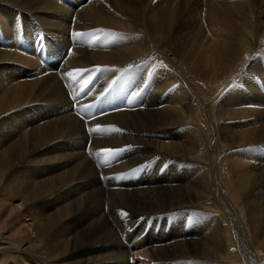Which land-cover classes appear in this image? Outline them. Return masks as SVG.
Instances as JSON below:
<instances>
[{
    "label": "bare ground",
    "instance_id": "obj_1",
    "mask_svg": "<svg viewBox=\"0 0 264 264\" xmlns=\"http://www.w3.org/2000/svg\"><path fill=\"white\" fill-rule=\"evenodd\" d=\"M258 1L259 5H264V0ZM250 6L249 0H77L67 7L58 0H0L2 30L6 34L16 33L12 37L9 35L11 39L14 36L17 38H14L15 44H19L21 40L23 31L20 25L24 22L22 18L25 13L45 27L48 39L45 41L47 44L44 43L49 49L46 53L47 49L42 53L38 51L37 56L44 57L45 60L55 58L58 52L61 55L60 51L63 50L60 49L67 43V27L72 15L78 22H74L76 26H82L83 23L106 26V35L110 37V41L113 39V44L108 43L111 46L107 48H91L96 39L89 41L92 42L90 49H87L89 46L86 49L78 47V43L67 56L64 55L66 58H63L61 66L59 64V71L55 70V64L54 67L43 68L44 64H39L36 55L33 57L37 52L31 53V56L23 53L22 47L21 51L18 50L20 48L15 50L10 46L0 48V193H6V213L4 211V219L0 220L5 225L7 222L20 221L12 226V234L16 238L11 239L4 233L1 235L7 241L0 244V264L264 262V89H259L261 85L259 87L257 84L264 83V72L260 73L261 69L264 70L263 61L256 63L251 59L244 67L245 71L237 74L238 80L233 87L219 97L222 82L212 88L207 85L208 88L203 91L192 79V73L186 71V66L190 67L205 82L226 75L234 56L244 50L246 39L250 40L251 34L245 33L249 29V14L253 18L252 29L255 28L254 25L257 27L253 32L256 41L259 39L257 35H264V19L262 21L263 15H260V12L264 14V7L259 12H251ZM245 10L250 12L248 20L243 13ZM83 25L87 27V24ZM37 30L38 28L34 32L37 33ZM104 37L109 41L107 36ZM73 38L70 40L75 44ZM6 41L10 40L0 44L4 45L3 42ZM75 41L79 42L77 37ZM41 44H37L38 47ZM13 47L16 48L15 45ZM152 54H159L167 65L162 64L159 58L155 60ZM138 56L141 58L140 63L147 58V65L156 64L152 68L157 75L154 73V87L150 82L153 89L149 99L144 104H139L140 107L134 108L131 105L133 109L131 106V109L124 107L126 110L115 107L117 111H111L112 114L103 113L105 116L100 117L101 119L89 121L88 130L93 131L88 135L85 129L87 125L84 127L82 117L69 108L70 102L61 85L64 80L61 82L62 79L59 78L63 75L60 74L65 72L71 76L70 71L74 74L82 65L95 61L107 68L110 64H124L134 58L137 61ZM126 65L128 64L124 68ZM149 66L145 67L144 74ZM141 69L139 68L140 71ZM104 73L105 76L108 75ZM104 75L101 74L103 77ZM107 78L102 79V84L98 81V85H106ZM141 83L142 81L140 85ZM73 86L76 87L71 84L72 88ZM119 87L122 86H118V89ZM114 88H117L116 85ZM100 91L102 93L103 90ZM164 91L163 98L157 100L159 92ZM93 95L88 96L89 99ZM95 96L93 97H98ZM75 97L77 99L78 96ZM80 98L83 99L82 96ZM123 99L120 98L122 102ZM84 105L88 106L86 103ZM194 110L199 111L200 119L192 117ZM155 118L158 120L156 125L152 123ZM109 121H114L120 127L119 135L118 132L112 135L116 126L114 128L112 124V127ZM101 122H108V126L102 127ZM99 125L101 126L97 129ZM108 136L109 140H106L105 137ZM94 139L104 144V149H111L110 145L117 146L123 142L129 143L128 146L131 145L130 142L134 143L135 148L130 147L133 148V153L128 157L123 152L117 153L119 156L123 153L126 157L122 162L124 165L129 166L151 154H158L161 160L170 159L171 166L167 168L165 177L162 173L163 177L151 178L149 173L150 178H145L144 182L141 179L140 183L135 181L134 184L132 179V182L129 181L131 185L124 186L111 184L113 182L110 183L107 179L100 182L97 168L93 166L87 153L92 148L89 142L92 143ZM96 147L98 145L95 149ZM120 147L118 145V149ZM90 152L99 155L101 151ZM101 153L99 161L105 152ZM96 155L93 154L95 159ZM218 158L224 164L223 170L227 172L225 183L221 180L219 171L217 172ZM118 159L120 162L121 158ZM107 161L111 162L109 159ZM109 162L102 161L104 166ZM120 163L117 168L122 165ZM120 167L124 168L123 165ZM90 168L94 171L91 169L90 172ZM254 169L256 170L253 172ZM141 170L143 172L142 167ZM120 177L121 175L118 179ZM229 178L235 180L232 182L243 196L240 203L243 210L241 216L237 214L234 196L230 200L226 195V185H233ZM259 179L263 180L261 186L257 182ZM117 180L115 182L119 181ZM12 201L20 202V209L16 206V211ZM122 212L127 215H122ZM20 231L28 233L29 241L14 247L11 243L21 238L20 233L23 232ZM227 233L229 236L231 234L234 243L242 247H235L233 252H228ZM249 242L255 247H250Z\"/></svg>",
    "mask_w": 264,
    "mask_h": 264
},
{
    "label": "rangeland",
    "instance_id": "obj_2",
    "mask_svg": "<svg viewBox=\"0 0 264 264\" xmlns=\"http://www.w3.org/2000/svg\"><path fill=\"white\" fill-rule=\"evenodd\" d=\"M60 3H62L64 6H70V4L71 3H75L76 1L75 0H58ZM250 1V4H251V12L253 11V10H255V11H260V10H263L264 8V5L262 6V5H259V1L258 0H249ZM67 2H68V4H67ZM254 2V3H253ZM258 3V4H257ZM67 4V5H66ZM261 7V8H260ZM263 8V9H262ZM258 11V12H259ZM243 13L246 15V18H247V15H248V13H250V12H248L247 10H245V11H243ZM26 15L22 18V20H24V22H23V24L22 25H20V29H21V31H23L22 33H21V40L18 42L19 44H15L14 42H15V40L17 39L15 36L11 39V37L14 35V34H16V33H10V34H6V33H4V30H2L3 29V26L0 24V27H1V29H0V42L2 43V41H5V40H10V41H6V42H3V44L4 45H2V44H0V48H8L9 46L12 48V49H18V48H20V49H18V50H20L21 51V47H22V52L24 53H27V54H30L31 56L33 55V54H31V53H34V52H37L38 53V51H40L39 53H42V52H44V49H47V50H45V52L44 53H46V51H48V49L49 48H46L47 47V43L45 42L48 38H47V36H48V34H47V36L45 35L46 33H47V30L45 29V27H43V25H40L41 24V22L40 21H38V20H36L35 18L33 19V18H31L32 16H30V15H28V13H25ZM16 15V14H15ZM250 15V20H249V24H248V28L249 29H247L246 30V34H248L249 35V33L251 34V37H250V40H248V39H246V43H244V47L245 48H243L244 50H242L241 51V53L239 52V53H237V55L236 56H234V60L232 61V64H231V66H230V68H229V70L227 71V73H226V75H222V76H220V78L219 79H215V78H211L210 79V81H206L205 82V80L200 76V74H198L197 72H193L194 70L193 69H191L190 67L189 68H187V66H186V71L189 73V74H191V75H193V76H191L192 77V79L197 83V85L201 88V90H203V91H205L207 88H208V86L209 87H214V86H217L218 84H220L221 82V84L220 85H222L223 84V86L222 87H220L221 88V91H220V93H219V95H218V97L219 96H222L227 90H229V88H231V87H233V85L237 82V78L236 77H238V75L237 74H239V73H241V71H245L244 70V67H246V65L248 64V62L251 60V59H253L252 60V62L253 61H255L256 63L257 62H262L263 61V64H264V35L263 36H260L259 37V35H257V37L259 38L258 39V41H256V35H254V33L253 32H255V30L257 29V27H256V25H254L255 26V28H253L252 29V23H253V18L251 19V14H249ZM260 15L262 16V21H263V19H264V14L263 13H261L260 12ZM29 16V17H28ZM73 17V15L69 18V23H68V27H67V32L69 33H65L66 34V39H67V35H68V39H67V43L65 44V45H63L62 46V48L64 47L65 49H60V50H63V51H60L61 52V55L59 54V52H58V55L54 58V57H49V59L50 60H52L53 62H51L48 58H47V60H48V62H47V60H45L44 59V57L43 58H40V57H37L38 55H39V53L38 54H34L33 55V57L36 55V58H37V61L39 62V64H44V65H42L43 66V68L45 67V68H51V67H54L55 66V70L57 71H59V69H60V67H59V64L61 63L62 64V61L66 58L65 56H67L70 52L69 51H71V48L72 47H77V44H78V47H83V49L85 48L86 49V47L87 46H89V48L87 47V49H90V46H92V45H94V47H91V48H95V46H96V48H107V47H109V46H111L112 44H113V39H111V41H110V37L108 36V35H106V32L108 31V30H106V29H108L106 26H100V25H91L90 26V24L89 23H83V24H87V27H88V25H89V29L85 26V27H83L84 25L82 24V26L80 25H78V26H76L75 25V23L74 22H77V20H76V17H74V18H72ZM27 18V19H26ZM28 18H30V19H28ZM249 18H247V20H248ZM28 20H31L30 22H31V25H29L30 24V22H28ZM34 20V21H33ZM35 21L37 22H39V23H36L35 24ZM27 22V23H26ZM33 23V24H32ZM78 23V22H77ZM25 24V25H24ZM29 26H28V25ZM35 24V25H34ZM27 25V26H26ZM41 27H40V26ZM261 25V24H260ZM263 25H264V21H263ZM36 26V27H35ZM96 26H98L97 27V29H96ZM101 28H100V27ZM25 27L27 28V29H25ZM30 27V28H29ZM42 27H43V29H42ZM70 27V28H69ZM80 27V28H79ZM105 27V28H104ZM264 27V26H263ZM9 28H10V26H9ZM23 28V29H22ZM38 28V32L36 33V31L34 32V30H36ZM42 30H41V29ZM75 28V30H79L78 31V33H81L82 35L79 37V39L77 38V40H79V42H77V41H75L76 40V37L75 38H73V32L74 33H77L75 30H73ZM84 30H83V29ZM104 28V29H103ZM87 29V30H86ZM100 29V30H99ZM261 29V28H260ZM27 30V31H26ZM97 30V31H96ZM104 31V33H103V31ZM249 30V31H248ZM262 30H264V28L262 29ZM9 31H11V29H9ZM32 31V32H31ZM44 31H46V32H44ZM87 31V32H86ZM91 31V32H90ZM92 31H94V32H92ZM106 31V32H105ZM248 31V32H247ZM252 31V32H251ZM27 32V33H26ZM31 32V33H30ZM71 32V33H70ZM83 32V33H82ZM89 32H90V34H89ZM3 33V34H2ZM32 33H35V35L34 34H32ZM38 33H39V38L37 37V35H38ZM86 33H88V35L86 34ZM102 33V34H101ZM5 34V35H4ZM25 34H27V35H29L28 37H30V38H28L27 37V35H25ZM32 34V35H31ZM86 36H85V35ZM101 34V35H100ZM1 35H4V36H1ZM11 37H10V36ZM45 35V36H44ZM97 35V37H95ZM99 35L101 36V37H99ZM103 35V36H102ZM9 36V37H8ZM89 36H91V38L89 37ZM104 36H107L108 37V39H109V41L111 42H109L108 40H107V38L106 37H104ZM8 37V38H7ZM25 37V38H24ZM27 37V38H26ZM34 39H33V38ZM71 37V38H70ZM83 37V38H82ZM86 37V39H84ZM95 37V38H94ZM242 37H245V36H242ZM3 38H6V39H3ZM14 38H15V40H14ZM32 38V39H31ZM73 38V43H75V44H72L71 43V40L70 39H72ZM98 38V39H97ZM102 38V39H101ZM103 38H105V40H103ZM42 39H44V40H42ZM81 39V40H80ZM94 39H96V41L94 40ZM11 40H12V42L13 43H11ZM23 40V41H22ZM40 40V41H39ZM95 41V42H97L98 44H95V42L91 45V43L89 42V41ZM100 42H99V41ZM101 40H103L102 42H104V43H102L101 42ZM39 43H38V42ZM87 41V42H86ZM106 41V42H105ZM108 41V42H107ZM17 42V41H16ZM46 44H45V43ZM69 42V43H68ZM35 43H37L38 45L40 44V43H42L39 47H38V45L37 44H35ZM87 43V44H86ZM88 43H90V44H88ZM101 43H102V45H101ZM111 44V45H104V44ZM29 44H30V46H29ZM84 44V45H83ZM251 44V45H250ZM11 45H15V47L16 48H14L13 46H11ZM37 45V46H36ZM101 46V47H99V46ZM104 45V46H103ZM258 45V46H257ZM4 46V47H3ZM28 46V47H27ZM36 46V47H35ZM106 46V47H105ZM24 47V48H23ZM27 47V48H26ZM30 47V48H29ZM44 47V48H43ZM68 47V48H67ZM31 48H32V51H31ZM38 48V49H37ZM25 49H27V52L25 51ZM37 49V50H36ZM43 49V51H41ZM31 51V52H30ZM65 51V52H64ZM64 52V53H63ZM49 53V52H48ZM63 54V55H62ZM65 55V56H64ZM142 55H145L146 56V54H142ZM142 55H140V56H142ZM153 56H155V60L157 59V58H159V61L163 64L164 62V60L159 56V54L158 55H156V54H152ZM151 55V56H152ZM50 56V55H49ZM152 56V57H153ZM147 57H149V56H147ZM53 58V59H52ZM64 58V59H63ZM56 59L58 60V61H56ZM140 60H141V58H139V56H138V58H137V61H136V58H134V60H129V61H127V62H125L124 64H110V65H114L113 67L112 66H110L108 63V65L110 66H108L107 68H106V66H102L100 63H97L96 61H95V63H93V62H91V64L90 63H87V64H85L84 66L82 65V69L81 68H79L78 70H80V71H77V72H75L74 74H73V72H71L70 71V73H72V75L71 76H69V74H65V72H63L62 74H60L61 76L63 75V77H60L59 76V78L60 79H62V80H60L61 82V85H62V87H63V90H64V95H65V97H66V99L67 100H69L68 102H70L69 104V108L73 111V112H75L81 119H83V122H84V127H85V129H87L86 130V132H88L87 134L88 135H90V129L88 130V127L90 128V124H89V121H91V120H99V119H101L102 117H104L103 116V113H105L106 115L107 114H112L113 113V111L115 112V111H117L116 109L118 108H120V110H126L127 108L129 109L130 108V106L132 105L134 108H137V107H140V105L139 104H141V103H143L144 104V102H146L149 98H148V96L150 97V94H151V91H152V89H153V87H154V78L156 77H154V75L156 74L155 73V71H154V69L152 70V68L153 67H155V63H153L151 66H149V65H147V58H144L142 61H141V63H140ZM51 63H50V62ZM136 61V62H135ZM130 62V63H129ZM132 62V63H131ZM140 63V64H137V63ZM49 63V64H48ZM93 63V64H92ZM136 63V64H135ZM55 64V65H54ZM61 64H60V66H61ZM97 64V65H96ZM106 64V65H107ZM125 64H128V65H126L127 67H129V68H124L125 67ZM133 64V65H132ZM136 66H135V65ZM165 65H167V63H164ZM54 65V66H53ZM93 65H95V66H93ZM98 65H100V66H98ZM118 65H120V66H118ZM137 65H139V66H137ZM154 65V66H153ZM262 65V64H261ZM49 66H51V67H49ZM115 66H118V67H115ZM133 66V67H132ZM143 66V67H142ZM150 67L148 70L146 69V72L147 73H145L144 74V70H145V67L147 68V67ZM86 67V68H85ZM92 67H94V68H92ZM102 67V68H101ZM131 67H132V70H130L131 69ZM135 67H137V69L135 68ZM91 68V69H90ZM102 69V71H101V69ZM105 68V69H104ZM110 68H111V70H110ZM115 68H117V69H115ZM121 68H123V70H120ZM139 68H142L141 69V71L139 70ZM84 69V70H83ZM97 69H99V70H97ZM107 69H109L108 71H107ZM189 69H191V70H189ZM243 69V70H242ZM81 70H83V72H81ZM91 70H92V72H94L93 74H92V72H91ZM94 70V71H93ZM116 70V71H115ZM128 70V71H127ZM138 72H137V71ZM204 70V69H203ZM247 70V69H246ZM100 71V72H99ZM106 72L108 75H104L105 73L104 72ZM110 71H112V72H114L113 74H112V72L110 73ZM150 71V72H149ZM192 71V72H191ZM82 74V75H80V73ZM90 72V73H89ZM97 72V73H96ZM116 72V73H115ZM129 72V73H128ZM136 72V73H135ZM264 72V70L263 69H261L260 70V73H263ZM79 73V74H78ZM87 73H89V75L87 76ZM119 73V74H118ZM127 73V74H126ZM133 73V74H132ZM155 73V74H154ZM194 73V74H193ZM84 74H85V76H84ZM90 74L92 75V76H94V77H92V76H90ZM95 74H96V76H95ZM99 74H100V77H99ZM101 74L102 75H104V77L103 76H101ZM112 74V75H111ZM136 74V75H135ZM140 74V75H139ZM149 74V75H148ZM233 74H235V75H233ZM67 76V77H65V76ZM75 75V76H74ZM79 75V76H78ZM122 75V76H121ZM126 75H129V76H126ZM134 75H135V77H134ZM152 75V76H151ZM157 75V74H156ZM231 75H233V76H231ZM83 76H84V78H83ZM97 76H98V78H97ZM117 76V77H116ZM138 76H141V77H138ZM144 76V77H143ZM145 76H147L146 78L148 79V77H150L148 80L145 78ZM195 76V77H194ZM201 78H200V77ZM229 76H231L227 81L225 80L226 78H228ZM74 77V78H73ZM76 77V78H75ZM78 77V78H77ZM80 77V78H79ZM86 77H89V78H91V79H86ZM105 78L106 79V77H108L107 78V80H105V81H103L104 83H106V85H107V87L105 88L104 86H106V85H104V86H99L100 84H102V79L103 78ZM112 77V78H111ZM123 77V78H122ZM129 77V78H128ZM131 77V78H130ZM134 77V78H133ZM138 79H137V78ZM65 78L67 79V80H65ZM72 80H74V81H72ZM101 78V79H100ZM110 78V79H109ZM126 78V79H125ZM142 78V79H141ZM152 78V79H151ZM79 79V80H78ZM83 79V80H82ZM85 79H86V82H85ZM100 79V80H99ZM145 81H144V80ZM196 79V80H195ZM69 80H71L70 81V86H69ZM81 80L83 81V82H81ZM104 80V79H103ZM113 80H114V82H113ZM134 80V82H132V81ZM138 80V81H137ZM146 80H147V83H145L146 82ZM209 80V79H208ZM223 80H224V82H223ZM75 81H76V83H75ZM80 81V82H79ZM100 82V84H99V82ZM142 81V83H141V85H140V82ZM144 81V82H143ZM149 81V82H148ZM212 81V82H211ZM257 81V80H256ZM65 82H67V83H65ZM79 82V83H78ZM86 84H85V83ZM90 82H91V84H90ZM150 82H151V85H153V87L150 85ZM202 82V83H201ZM209 82V83H208ZM84 84L85 85V87H84V85L82 86L81 84ZM103 83V84H104ZM112 83V85H110ZM115 83H117V84H115ZM119 83V84H118ZM124 83V84H123ZM138 83V84H137ZM145 85H144V84ZM65 86H64V85ZM68 84V85H67ZM71 84H75L76 85V87L78 86V88L76 89V87L75 86H73V88L71 87ZM94 84H96V85H94ZM99 84V85H98ZM114 84V85H113ZM257 84H259V87H260V85H261V87L259 88V89H264V83L263 82H259V83H257ZM79 85H81V87H79ZM95 87H94V86ZM115 85H116V87L117 88H114L115 87ZM149 85H150V87H149ZM208 85V86H207ZM87 86H89V87H87ZM110 86V87H109ZM118 86H122V87H119V89H118ZM137 88H136V87ZM141 86L143 87V88H141ZM145 86V87H144ZM66 87V88H65ZM94 87V88H93ZM131 87V88H130ZM72 88V90H70ZM84 88V89H83ZM93 88V89H92ZM103 88V89H102ZM105 88V89H104ZM108 88V91L106 90ZM112 88V89H111ZM121 88H123V89H121ZM129 88H130V90H129ZM66 89V90H65ZM69 89V90H68ZM81 89V90H80ZM88 89V90H87ZM92 89V90H91ZM97 89V90H96ZM103 90L102 91V93H101V91L100 90ZM87 92H86V91ZM126 90V91H125ZM139 90V91H138ZM150 90V91H149ZM241 90V89H240ZM239 90V91H240ZM78 91V92H77ZM86 93H85V92ZM94 91V92H93ZM96 91V92H95ZM104 91H105V93H106V91H107V93H106V95H105V93H104ZM130 91V92H129ZM145 91H146V93H145ZM156 91V90H155ZM154 91V92H155ZM82 92H84L83 94H82ZM93 93V94H91V93ZM97 92H99L98 93V95H97ZM120 92V93H119ZM126 92V93H125ZM141 92V93H140ZM144 92V93H143ZM165 92L166 91H164V92H159V95H158V97L156 98L157 100H159L160 99V97H162L163 98V96H164V94H165ZM73 93V94H72ZM88 93V94H87ZM111 93H113V94H111ZM117 93H119V94H117ZM124 93H125V95H124ZM128 93L130 94L131 93V95L129 96L128 95ZM143 93V94H142ZM238 93H240V92H238ZM72 94V95H71ZM81 94V95H80ZM86 96H85V95ZM93 95V96H95V94H96V96H100L99 97V99H101V100H99L98 99V97H96V98H94L93 96H91L90 98L91 99H89V97L88 96H90V95ZM104 94V95H103ZM111 94V95H110ZM122 94V95H121ZM145 94V95H144ZM149 94V95H148ZM71 95V96H70ZM108 95L110 96V97H108ZM113 95V96H112ZM69 96V97H68ZM73 96H74V98H73ZM75 96H78L77 97V99H75L76 97ZM82 96V98L83 99H81L80 97ZM102 96V97H101ZM107 96V97H106ZM115 96V97H114ZM146 96V97H145ZM86 97H88L87 99H86ZM121 99H123V102H122V100H120V98ZM123 97V98H122ZM128 97H130L129 99H128ZM147 98V99H145V98ZM217 97V98H218ZM69 98V99H68ZM92 98H93V100H92ZM108 100H107V99ZM113 99V100H110V99ZM117 98H119V99H117ZM132 98V99H131ZM161 98V99H162ZM84 99H85V101H84ZM160 99V100H161ZM77 100V101H76ZM79 100H81V101H79ZM92 100V101H91ZM94 100H95V102H94ZM99 100V101H98ZM103 100V101H102ZM106 100V101H105ZM133 100V101H132ZM73 101V102H72ZM109 101V102H108ZM112 101V102H111ZM121 103H120V102ZM128 101V102H127ZM142 101V102H141ZM106 102V103H105ZM78 105H77V104ZM81 103H82V105H81ZM86 103V105H88V106H85L84 104ZM110 105V107H108L109 105ZM113 103H114V105H113ZM119 103V104H118ZM128 103V104H127ZM121 104V105H120ZM136 104H138V105H136ZM142 104V105H143ZM76 107H75V106ZM94 105V106H93ZM124 105H126V106H124ZM79 106H83L82 108H78ZM111 106H114V107H112L111 108ZM119 106H121V107H119ZM123 106V107H122ZM131 106V108L133 109V107ZM85 107H86V109H85ZM88 107H91V108H88ZM115 107H116V109H115ZM126 109H125V108ZM76 108V109H75ZM108 108V109H107ZM111 108V109H110ZM114 108V109H113ZM122 108V109H121ZM130 108V109H131ZM75 109V110H74ZM82 109V110H81ZM76 110H78V111H76ZM79 110H80V112H79ZM83 110H87V113L85 112V111H83ZM107 110L108 111H110V112H107ZM89 111V112H88ZM97 111V113H95ZM111 111H112V113H111ZM82 112V113H81ZM99 112V113H98ZM79 113V114H78ZM81 113V114H80ZM102 113V114H101ZM85 114V115H84ZM88 114H92V115H88ZM94 114H95V117H94ZM99 114H100V116H99ZM83 115H84V117H85V120H84V117H83ZM98 117H97V116ZM198 115V116H197ZM201 114L199 113V111H197V110H194V112L192 113V117L193 118H199L200 119V116ZM87 116V117H86ZM101 117V118H100ZM202 117V116H201ZM88 118V119H87ZM91 118H93V119H91ZM159 118H160V115H159ZM157 118H155L154 120H153V124L154 125H156L157 124V122H158V120H156ZM86 120H87V124H86ZM155 120H156V122H155ZM114 121H109V123H110V125H114V128H115V126L117 125V124H114L113 123ZM107 123V124H106ZM156 123V124H155ZM101 125H102V127L105 125V126H108V122H104V123H100ZM262 124H264V120H263V122H262ZM101 125H99V127L101 126ZM109 125V126H110ZM113 125H112V127H113ZM111 127V126H110ZM93 128V127H92ZM117 129V130H116ZM116 129H114L113 130V134L112 135H114L115 133H117L118 132V134L117 135H119V133H121V130H120V127H117L116 126ZM112 130V129H111ZM116 131V132H115ZM111 132V131H110ZM86 134V135H87ZM152 134H155V133H152ZM116 135V136H117ZM156 135V134H155ZM157 135H161V134H157ZM100 136V135H99ZM95 139H97V138H95ZM94 139V140H95ZM105 139L106 140H109V136L108 137H105ZM93 140V142L92 143H94V144H92L91 142H89L90 143V145H92L91 147L92 148H90L91 150H93V151H96V152H98V150H99V152H100V150L101 149H104L103 148V145L101 144V143H99V141L97 142L96 140L94 141ZM95 143L98 145V147H96V149H95V146H97V145H95ZM122 144V145H121ZM125 144V145H124ZM128 144L129 143H127V142H123V143H119L118 145H119V147L121 146L122 147V149H123V147L125 148V149H123V151H122V149H118V145L117 146H112V145H110V147H111V150H113V152H105L104 154H103V158L102 157H100V161H99V156H101L102 155V153L100 152V153H98L99 155H96L97 153H92V152H90L91 150H89V151H87V153H88V158L90 159V161L92 162V164H94L93 166L95 167V168H97V172H98V174H97V176H98V179H99V181L100 182H103V180L105 181L106 179H107V181L108 182H113V183H111V184H115L116 185V183L118 184V185H121V184H123V186L124 185H131L132 183H134L135 184V181H136V183H138L141 179H143V180H141V182H144L146 179L145 178H147V179H149L150 178V174L149 173H151V178L153 177V178H158V176H159V178L160 177H163L164 175H166V173H167V171H168V169L167 168H169V166H171V161H170V159H165V161L164 160H161V158H160V155H158L159 156V160H161V161H159L157 158H156V154H151L150 155V157L149 156H147V157H144V158H142V159H140L139 161H137V162H135V163H132V164H129V166H128V164L126 165H124L122 162L126 159V157H128L130 154H132L133 153V148H130V147H134L135 146V144L134 143H131L130 142V144L131 145H129L128 146ZM134 144V145H133ZM124 145V146H123ZM126 145H127V147H126ZM133 145V146H132ZM117 147V148H116ZM95 150H94V149ZM135 148V147H134ZM108 149H110V148H108ZM115 149V150H114ZM125 151V152H124ZM127 151V152H126ZM116 152V153H115ZM121 153V152H123L124 154H125V156H124V154L122 153V155H120L119 156V154H117V153ZM132 152V153H131ZM91 153V154H90ZM93 154L94 155H96V159H95V156H93ZM101 154V155H100ZM125 158H124V157ZM153 156H154V158H153ZM157 156V157H158ZM93 157V158H92ZM105 157H107V159L105 158ZM121 158V163H122V165L124 166V168H122V167H120V166H122V165H120L119 166V168L121 169H119V168H117L118 166V163H120L118 160H120V159H118V158ZM220 157H221V155H220ZM124 158V159H123ZM152 160H151V159ZM92 159V160H91ZM110 160L113 164H111V162H109V161H107V160ZM118 159V160H117ZM123 159V160H122ZM158 161H157V160ZM98 160V161H97ZM104 160L105 161H107V162H109L108 163V165L107 164H105V166H104ZM117 160V164L115 163V161ZM146 160V161H145ZM218 160V162H217V172L219 171V173H220V178H221V180H223L224 181V183L226 182V175H227V172H225V170H223L224 169V164H223V162L221 161V159L220 158H218L217 159ZM95 161H97V162H95ZM102 161L104 162V163H102ZM100 162V163H99ZM106 162V163H107ZM146 162H147V164H146ZM97 163V164H96ZM120 163V164H121ZM139 163V164H138ZM142 163H144V164H142ZM152 163V164H151ZM156 163V164H155ZM221 164V166H220V164ZM101 166H99V165ZM103 164V165H102ZM148 164H150V165H148ZM155 164V165H154ZM160 164V165H159ZM167 164V165H166ZM110 165H111V167H110ZM115 165H116V168H115ZM137 165H138V167H137ZM145 165V166H144ZM148 165V166H147ZM104 166V168H102ZM127 166V167H126ZM100 167V168H99ZM105 167L108 169V167L112 170H110V169H108L110 172H107L108 170L107 169H105ZM112 167H113V169H112ZM129 167V168H128ZM133 167V168H132ZM141 167H142V169H143V172H142V170H141ZM151 167V168H150ZM153 167H154V170H153ZM222 167V168H221ZM126 168V169H125ZM158 168V169H157ZM219 168V169H218ZM91 169H92V171H94L93 170V168H90V172H91ZM103 169V170H102ZM107 170V171H105V170ZM115 169H116V171H115ZM131 169H133V170H131ZM147 169H149V170H147ZM152 171H151V170ZM161 169V170H160ZM163 169H164V172H163ZM114 170V171H113ZM120 170V172L118 173L117 171H119ZM145 170H146V172H145ZM160 170V171H159ZM167 170V171H166ZM256 169H254L253 170V172L255 171ZM124 171V172H123ZM149 171V172H148ZM222 171V172H221ZM89 172V173H90ZM138 172V173H137ZM159 172V173H158ZM109 173V174H108ZM112 173V174H111ZM114 173V174H113ZM117 173V174H116ZM124 174V175H122V174ZM140 173V174H139ZM141 173H145L144 175H145V177H144V175L143 174H141ZM163 173V174H162ZM165 173V174H164ZM106 174V175H105ZM111 174V175H110ZM116 174V175H115ZM127 174V175H126ZM139 174V175H138ZM149 174V175H148ZM159 174V175H158ZM163 176H162V175ZM102 177H101V176ZM108 175V176H107ZM121 175V180H120V178L118 179V177ZM132 175V176H131ZM134 175V176H133ZM136 175V176H135ZM141 175V176H140ZM143 175V176H142ZM157 175V176H156ZM161 175V176H160ZM104 176V177H103ZM110 176V177H109ZM112 176V177H111ZM114 176V177H113ZM117 176V177H116ZM139 176V177H138ZM147 176V177H146ZM230 176V175H229ZM111 178V179H109V178ZM119 180V181H121V182H119L116 178ZM123 177V178H122ZM133 177V178H132ZM138 177V178H137ZM142 177V178H141ZM144 177V178H143ZM149 177V178H148ZM165 177V176H164ZM105 178V179H104ZM112 178H114L113 180H112ZM259 178V177H258ZM103 179V180H102ZM118 181V182H115L116 180ZM129 179V180H128ZM131 179H132V181H131ZM111 180V181H110ZM229 180L232 182V181H234L235 182V180H233L232 178H229ZM264 180V179H263ZM263 180H261V179H259V180H257V182H258V184L261 186V185H263ZM124 181L126 182L125 184H124ZM132 182V183H130V182ZM262 181V182H261ZM123 182V183H122ZM148 181H146V183H147ZM140 183V182H139ZM232 184H233V182H232ZM234 185V186H233ZM232 186L229 184H227L226 185V187H225V189H226V195H227V197L230 199V200H232V195L234 196L233 198H235L236 199V201H235V199H233V201H235L236 202V206H237V209H238V211H237V214H239L240 216L242 215V207H241V201H243V196H242V193L240 194V192L237 190V187L235 186V184H233ZM235 187H236V189H235ZM233 188V189H232ZM263 190H264V188H262ZM261 189V191H263ZM6 193L4 192V191H2L1 193H0V219L2 220V219H4V207H5V198H6V195H5ZM237 194H239V195H237ZM255 193H253V195H254ZM242 197H241V196ZM12 203H13V205L15 206L14 207V209L16 208V206H17V208L18 209H20V202H18V201H12ZM16 204V205H15ZM19 205V206H18ZM16 210V209H15ZM17 211V210H16ZM5 213H6V211H5ZM13 213H16L15 211L13 212ZM169 214H172V213H169ZM154 215V214H153ZM3 216V217H2ZM1 220H0V244H5V242L7 241V240H4V239H2L1 238V235H2V233H4V234H6L8 237H10L11 239H14V237L16 238V236L15 235H13L12 234V226L14 227L15 225H17L20 221L18 220L17 222H16V220L15 221H11L10 223L9 222H7V224L5 225V223L4 222H1ZM225 222V221H224ZM15 225H14V224ZM13 224V225H12ZM225 225H226V227H227V224L226 223H224ZM11 225V226H10ZM11 228V229H10ZM7 229H9V231L7 230ZM226 231H227V229H226ZM20 232H23V231H20ZM21 234V238L19 239V240H17V242H12L11 243V245L12 246H14V247H17L18 245H22V244H24V242L25 243H28L27 242V240L29 241V239H28V233L27 232H23V233H20ZM229 236V233H227L226 234V238ZM234 237V236H233ZM230 239V240H229ZM240 239V238H239ZM248 239V238H247ZM227 240V246H228V252H233L234 251V249H235V247H242V245H239L238 243H234V241H233V239H232V236H231V234H230V236L228 237V239H226ZM22 243V244H21ZM18 244V245H17ZM249 246L250 247H255V245L253 246V244L251 243V242H249ZM234 247V248H233ZM262 252L264 253V248H263V250H262ZM30 258H32V257H30ZM251 264V263H250ZM262 264H264V262L262 263Z\"/></svg>",
    "mask_w": 264,
    "mask_h": 264
},
{
    "label": "snow or ice",
    "instance_id": "obj_3",
    "mask_svg": "<svg viewBox=\"0 0 264 264\" xmlns=\"http://www.w3.org/2000/svg\"><path fill=\"white\" fill-rule=\"evenodd\" d=\"M82 34L81 33H73V36L74 37H77V38H79L80 36H81ZM76 71H80V70H76ZM79 114V113H78ZM97 129H99V126H97ZM91 131H93L92 129H90V132ZM101 152H113V150H111V149H101L100 150ZM105 163L107 162V161H104ZM122 215H127V213H125V212H122L121 213Z\"/></svg>",
    "mask_w": 264,
    "mask_h": 264
}]
</instances>
